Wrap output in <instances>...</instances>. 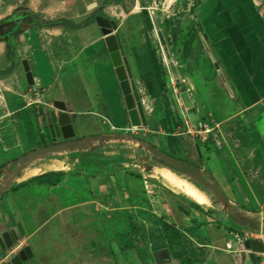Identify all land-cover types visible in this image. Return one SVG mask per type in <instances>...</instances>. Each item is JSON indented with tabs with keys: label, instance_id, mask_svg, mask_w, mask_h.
Wrapping results in <instances>:
<instances>
[{
	"label": "rangeland",
	"instance_id": "rangeland-1",
	"mask_svg": "<svg viewBox=\"0 0 264 264\" xmlns=\"http://www.w3.org/2000/svg\"><path fill=\"white\" fill-rule=\"evenodd\" d=\"M210 1L0 0V79L12 88L21 86L23 95L29 94L25 105L38 95L48 104V87L28 86L23 60H28L35 72L46 53L49 59H56L58 69L63 66L73 72L78 65L90 75V64L78 55L77 34L97 24L77 30L69 25L97 14L95 19L108 18L117 29L121 23L129 25L151 42L165 81L172 124L168 132L132 129L113 133L110 138L98 134L92 147L49 153L21 163L19 160L31 151L52 144V136L45 115L33 117L35 109H30L33 142L18 115L7 136L11 143L7 149L0 136V222L20 224L25 231L8 253L30 247L34 257L28 264H149L155 263L152 254L156 251L149 240L151 234L155 241L166 240V249L177 264H214L209 244L197 230L210 222L196 224V233L188 236L164 231L170 211L190 207L184 203L190 199L171 188L154 170L166 167L151 148L167 153L164 145L169 135L174 136L177 149L171 156L199 169L232 203V210L225 213L218 198L204 185L189 174L172 170L209 196L210 206H199L198 211L213 219L212 224L227 226L231 239L239 244L248 242L258 258L256 264L260 263L264 199L257 200L250 189L262 188L264 193V138L246 116H236L235 97L229 89L228 72L223 69L226 63L217 40L211 37L210 24L199 20L202 6ZM143 15L151 28L142 20ZM162 40L171 61L164 54ZM6 99L12 104L11 97ZM42 110L49 114L47 107ZM200 124L211 130L206 141L188 132L200 130ZM155 202L170 209L166 217L155 215ZM236 211L259 221V227L238 225L232 218ZM133 224L144 232L143 239L133 235ZM171 238L178 240L171 245ZM129 242L134 247L127 249ZM244 249L249 250L245 245Z\"/></svg>",
	"mask_w": 264,
	"mask_h": 264
},
{
	"label": "crops",
	"instance_id": "crops-1",
	"mask_svg": "<svg viewBox=\"0 0 264 264\" xmlns=\"http://www.w3.org/2000/svg\"><path fill=\"white\" fill-rule=\"evenodd\" d=\"M199 14L202 23L210 24L211 37L217 40V49L226 63V68L223 69L228 72L229 89L235 97L233 103L237 109L236 116H246L257 126L256 131H259L257 133L264 138V0H213L203 5ZM117 32L120 34L141 98L147 126L141 128L131 126L120 84L104 42L105 37L101 29L93 24L81 29L77 34L78 55L83 56L90 64V75L78 65L74 66L73 72L63 66L58 69L56 59L53 61L49 59L48 54L41 52L46 58L41 59L36 73L32 74L37 86L48 87L46 94L48 104L38 95L35 101L25 105L29 94L23 95L21 86L12 88L5 80L0 79V136L3 148L7 149L11 144L7 136L12 133L11 126L13 121L17 123L18 115L22 118L27 135L33 142L35 141L30 109H35L33 117L40 118L38 115L44 114L45 119L51 111H54L56 116L61 111L67 112L73 124L75 140L85 143V147H92L95 142L93 138L98 134L104 135L101 138H110L114 137L111 135L113 133L128 132L132 129L154 133L156 130L168 132L167 128L172 125L167 109L169 101L158 56L153 51L151 42L142 39L139 30L134 32L129 25L124 27L121 23ZM2 55L1 44L0 59ZM46 60L47 63L44 64ZM7 96L13 100L10 105L7 103ZM158 105L161 106L159 112ZM162 106L165 108L162 109ZM45 107L48 109V115L42 110ZM164 147L169 154H175L177 149L174 136H167ZM262 170L264 172V168ZM250 190L257 200L264 199L262 188L251 187ZM184 203L190 207L184 208L185 211L179 209L177 213L176 211L172 213L165 203L155 202L154 213L166 217L170 211L169 219L165 222L176 226L187 236L199 230L209 244L207 248L211 249L214 264H235L233 256L237 258L239 264H253L249 257L252 246L250 248L245 246L249 249L245 250L244 245L247 242L242 245L231 239L232 231L227 226L212 224L214 220L198 211L199 206L190 200L186 199ZM229 203L226 207L220 202L225 213L232 210L231 201ZM245 217L259 225V221L248 215ZM204 221L210 223L195 230V225H200ZM258 250L264 253V246ZM8 256L10 253L3 255L0 247V264H5ZM173 264H177L174 259Z\"/></svg>",
	"mask_w": 264,
	"mask_h": 264
},
{
	"label": "water",
	"instance_id": "water-1",
	"mask_svg": "<svg viewBox=\"0 0 264 264\" xmlns=\"http://www.w3.org/2000/svg\"><path fill=\"white\" fill-rule=\"evenodd\" d=\"M95 22L97 26L101 29V33L105 37V45L109 53L110 61L115 69V73L120 84V89L124 97V102L126 105L129 122L132 127L141 128L147 126V119L144 112L143 105L141 103L140 95L138 93L133 74L125 54V50L122 44L120 34L117 32V26L115 23L105 17H96ZM164 54L167 59L171 61L169 51L165 46L164 41ZM22 66L24 69L25 77L29 86H34L35 81L31 71V67L28 60H23ZM61 104V102H55ZM48 122V127L53 139V144L46 145L40 148H37L26 156L22 157L19 161L21 163H26L32 160L37 159L38 157L44 156L49 153L62 152V151H76L82 150L85 148V143L75 140V132L73 124L69 114L65 111H61L55 115L54 111L50 112V115L46 117ZM58 139H61V142H58ZM151 151L157 154L162 160L163 165L170 170L178 171L183 174H189L192 178L197 180L200 184L204 185L205 188L210 190L214 196L218 198V201L221 202L226 207L229 206V200L215 182H209L201 175L199 169H195L193 173H184L185 164L180 160L170 156L158 149L151 148ZM153 166H149V170H152ZM2 171H0V174ZM239 225L249 228H258V224L250 221L243 215L236 213L235 217H232ZM25 236V231L22 226L18 224L14 226L11 222L8 225L0 223V247L2 254H6L11 250L15 244H17ZM246 247L250 248V244L247 242ZM26 255L28 257H26ZM153 260L155 264H173V259L170 252L167 249H161L154 251ZM7 262L5 264H22V262H27L33 259L34 254L30 247H25L19 252L16 256H8ZM22 258V262H18V258ZM252 259V263L256 264L254 261V254L249 256ZM235 264H239L237 258L233 256Z\"/></svg>",
	"mask_w": 264,
	"mask_h": 264
},
{
	"label": "bare ground",
	"instance_id": "bare-ground-1",
	"mask_svg": "<svg viewBox=\"0 0 264 264\" xmlns=\"http://www.w3.org/2000/svg\"><path fill=\"white\" fill-rule=\"evenodd\" d=\"M154 170L160 179L167 183L171 188L181 192L194 204L203 207L210 206L211 200L209 196L196 187L193 183L189 182L170 169L161 167Z\"/></svg>",
	"mask_w": 264,
	"mask_h": 264
},
{
	"label": "trees",
	"instance_id": "trees-1",
	"mask_svg": "<svg viewBox=\"0 0 264 264\" xmlns=\"http://www.w3.org/2000/svg\"><path fill=\"white\" fill-rule=\"evenodd\" d=\"M96 15L97 14H93L87 20H85L84 22H82V23H80L78 25L70 24L69 26L72 29H75V30L84 28L87 25L92 24V23L95 22V16ZM142 20L144 21L145 24H147V26L149 25V28L152 27L148 18H146V21H145L144 15L142 17ZM34 179H38V177H36ZM163 228H164L165 232H172V234H174V235L182 236L181 235L182 232L179 229H177L174 225H171V224H168V223L164 222L163 223ZM132 233H133V235L136 238L143 239L145 237L144 232L140 229V227L137 224H133ZM149 240L151 242V245H152L153 249L156 250V251L161 250V249H166L168 247V245L166 244V240H164L163 238H158V241H155V237L153 235L149 234ZM176 240H178V239H174V238L172 239L171 238L169 240V244H171V245L174 244V241H176ZM133 247H134V244L132 242H129L127 244V249L133 248Z\"/></svg>",
	"mask_w": 264,
	"mask_h": 264
},
{
	"label": "flooded vegetation",
	"instance_id": "flooded-vegetation-1",
	"mask_svg": "<svg viewBox=\"0 0 264 264\" xmlns=\"http://www.w3.org/2000/svg\"><path fill=\"white\" fill-rule=\"evenodd\" d=\"M53 139H52V144H53ZM166 154H168V155H170L171 156V154H169L168 152L166 153ZM182 163H184L185 164V168H184V173H192V172H194V170L196 169V167L195 166H193L191 163H187V162H185V161H181ZM25 248V247H24ZM23 248H21V250H22ZM21 250H19L18 252H16V253H14V252H10V255L11 256H16V255H18L19 254V252H21ZM7 255V254H6ZM26 257H28L27 255H26ZM254 259V261H257V257H254L253 258ZM18 262H22V258L20 257V258H18ZM28 262L29 261H27V262H22V264H28Z\"/></svg>",
	"mask_w": 264,
	"mask_h": 264
},
{
	"label": "built area",
	"instance_id": "built-area-1",
	"mask_svg": "<svg viewBox=\"0 0 264 264\" xmlns=\"http://www.w3.org/2000/svg\"><path fill=\"white\" fill-rule=\"evenodd\" d=\"M199 127H200V130H189L188 132H189V133H193V132H194V133H196L197 135L202 136V139H203L204 141H206V140H207L206 135H208V134L210 133L211 130L207 129L206 126H203V125H201V124H200ZM259 261H260L259 264H264V253L261 254V256H260V258H259Z\"/></svg>",
	"mask_w": 264,
	"mask_h": 264
}]
</instances>
